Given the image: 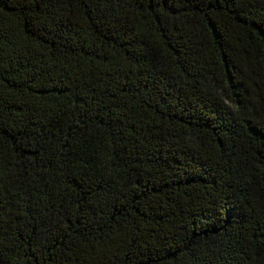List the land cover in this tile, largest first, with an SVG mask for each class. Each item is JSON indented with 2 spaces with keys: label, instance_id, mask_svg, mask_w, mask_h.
<instances>
[{
  "label": "trees",
  "instance_id": "1",
  "mask_svg": "<svg viewBox=\"0 0 264 264\" xmlns=\"http://www.w3.org/2000/svg\"><path fill=\"white\" fill-rule=\"evenodd\" d=\"M0 264H264V0H0Z\"/></svg>",
  "mask_w": 264,
  "mask_h": 264
}]
</instances>
